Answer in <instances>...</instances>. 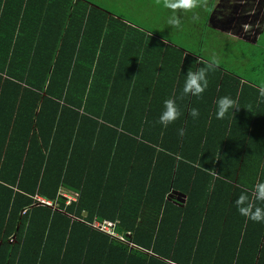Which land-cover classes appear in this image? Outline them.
I'll use <instances>...</instances> for the list:
<instances>
[{
    "label": "trees",
    "instance_id": "1",
    "mask_svg": "<svg viewBox=\"0 0 264 264\" xmlns=\"http://www.w3.org/2000/svg\"><path fill=\"white\" fill-rule=\"evenodd\" d=\"M217 2L176 28L156 0H0V264H264V222L235 205L264 181V21L237 38ZM222 96L239 109L217 119Z\"/></svg>",
    "mask_w": 264,
    "mask_h": 264
},
{
    "label": "clouds",
    "instance_id": "2",
    "mask_svg": "<svg viewBox=\"0 0 264 264\" xmlns=\"http://www.w3.org/2000/svg\"><path fill=\"white\" fill-rule=\"evenodd\" d=\"M204 3L205 0H156L157 5L162 4L164 8L172 11L173 15L169 18L168 24L176 28L180 27L181 24L180 18L177 15L178 12L192 11L193 9L202 6ZM166 42L167 41L165 40V43ZM214 63L215 61L209 63L205 68H198L196 71H187L183 87V93L185 95L191 94L194 96H200L204 93L208 86L207 73L213 70ZM261 96H264V88H261ZM163 103L164 108L159 116V123L167 126L168 124L174 122L181 115V113L177 108L174 99H166ZM216 105L217 119H224L230 109H239L236 102L229 96L219 97ZM189 114L193 118H197L199 117L200 112L199 109L192 108ZM257 202H264V181L257 182L254 185L251 194L248 192H242L235 200V205L238 212L242 216L254 222H264V207L259 206Z\"/></svg>",
    "mask_w": 264,
    "mask_h": 264
},
{
    "label": "rangeland",
    "instance_id": "3",
    "mask_svg": "<svg viewBox=\"0 0 264 264\" xmlns=\"http://www.w3.org/2000/svg\"><path fill=\"white\" fill-rule=\"evenodd\" d=\"M102 1L105 4H107L109 8L116 5L115 4L116 0H102ZM223 5L228 7V8L226 7L227 8L226 12L220 13L219 11L217 14L214 13L212 14L214 18H217L216 25L218 26V29L225 30V32H229L230 34L234 35L237 38L244 37L247 40V42L248 40L254 42L255 39L256 41H258L259 29L258 27L256 29V26L252 24L251 13L252 11H254L256 5H259L260 9L263 10L264 0H223ZM125 10L126 12H131L133 11V8L130 6H126ZM162 14L164 18L165 14L164 13ZM130 15L133 16L132 13H130ZM259 15L262 17L264 16V14L262 15V11H260ZM139 16H140L139 18L145 24L150 26H153L154 22L156 21L154 19V16H150L148 14L145 15L140 14ZM253 16L256 17L258 15H252V17ZM262 25L263 22L260 24V27H262Z\"/></svg>",
    "mask_w": 264,
    "mask_h": 264
},
{
    "label": "crops",
    "instance_id": "4",
    "mask_svg": "<svg viewBox=\"0 0 264 264\" xmlns=\"http://www.w3.org/2000/svg\"><path fill=\"white\" fill-rule=\"evenodd\" d=\"M226 7L227 6L223 5V0H218L216 8L213 11V13L217 14L219 11H220V13L226 12L227 8H228V7L227 8ZM260 11H262V15H263L264 7H263V10H261L259 5H256L254 11H252L253 14L251 13L252 24L256 26V29H257V27L259 29L258 30V32H259L258 37L260 36V32H261L260 31V29H261L260 24L264 21V16L262 17V16L259 15ZM252 15H258V16H256V17L253 16L252 17ZM219 18H222V17H219ZM216 22H217V18H214L213 16H211V18L209 20L210 25H212L214 27H218L216 25ZM224 27H225V24H224ZM256 29H254V30H256ZM238 38H240V39L242 38L243 40H246L244 37H238ZM248 41H251V40H248ZM254 41H256V39Z\"/></svg>",
    "mask_w": 264,
    "mask_h": 264
},
{
    "label": "built area",
    "instance_id": "5",
    "mask_svg": "<svg viewBox=\"0 0 264 264\" xmlns=\"http://www.w3.org/2000/svg\"><path fill=\"white\" fill-rule=\"evenodd\" d=\"M63 194L69 198L68 202H70L72 200L78 201V197H79L80 193L79 192H70V193L65 192ZM40 200L43 203L51 204L50 201H46L44 199H40ZM93 227L99 229L100 231H102L104 233H107L111 237H116V235L114 234V231H113L114 225L109 223V221H107V220H104L103 223H99V221H95V223L93 224ZM11 242L15 243V240H12Z\"/></svg>",
    "mask_w": 264,
    "mask_h": 264
},
{
    "label": "water",
    "instance_id": "6",
    "mask_svg": "<svg viewBox=\"0 0 264 264\" xmlns=\"http://www.w3.org/2000/svg\"><path fill=\"white\" fill-rule=\"evenodd\" d=\"M186 196H184L183 198H181V199H179L180 201H182V202H185V198Z\"/></svg>",
    "mask_w": 264,
    "mask_h": 264
}]
</instances>
